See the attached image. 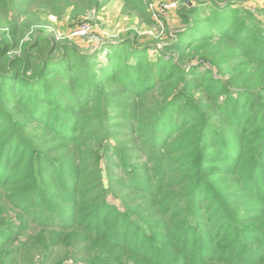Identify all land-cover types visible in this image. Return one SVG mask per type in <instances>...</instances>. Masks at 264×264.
I'll list each match as a JSON object with an SVG mask.
<instances>
[{
    "label": "trees",
    "instance_id": "16d2710c",
    "mask_svg": "<svg viewBox=\"0 0 264 264\" xmlns=\"http://www.w3.org/2000/svg\"><path fill=\"white\" fill-rule=\"evenodd\" d=\"M177 1L163 47L90 53L32 7L75 20L100 0H0V264H264V8ZM122 102L146 151L111 142ZM161 149L175 185L150 179Z\"/></svg>",
    "mask_w": 264,
    "mask_h": 264
},
{
    "label": "rangeland",
    "instance_id": "374dc122",
    "mask_svg": "<svg viewBox=\"0 0 264 264\" xmlns=\"http://www.w3.org/2000/svg\"><path fill=\"white\" fill-rule=\"evenodd\" d=\"M189 1V6H193L192 0ZM100 3L102 4L100 8L75 20L70 15L71 9L67 10L64 15H57L50 9L41 8L39 4L33 5L32 8H34L33 13L38 11L36 14H40L41 19L47 21L46 28L53 34L57 43L67 42L75 45L84 52L90 53H94L110 43L121 41L129 36L135 39L138 44L163 47L167 41L172 40L169 39V35L173 38L176 37L175 32L178 31L182 24L178 15L182 5L177 0H152L149 8L143 12H137L129 6H125L121 0H100ZM240 4L251 10L256 16L262 14L259 13L258 9L264 8V0H241ZM167 27L169 28L168 30ZM105 52L106 51H104V54ZM103 55L101 57H103ZM155 56V53L152 52L151 61L156 60ZM114 89L115 87H109V90ZM117 97H121V99L125 101L126 96L121 95ZM113 99L116 102L120 100L119 98ZM128 100L131 99L126 97L125 102H128ZM92 108H96V105L93 103H89L85 106V118L91 116L92 113H88L87 110L90 111ZM137 108L139 107L137 106ZM110 110L112 112L110 118L112 125L110 129L117 134V137L111 141L112 144L114 146L126 148L136 147L138 151H146L147 147L142 146L143 141L138 138V135L131 133L136 129V125L133 120L128 118V110H130V108H126V105L122 102L118 109L112 108ZM144 110L150 111L151 108H145ZM130 126L132 129H129ZM72 127L77 131L82 127V124L79 125V123H77L72 125ZM34 128L35 127L32 126L26 133L34 134ZM37 132V135H40V130ZM88 137L89 136H87V138ZM40 142H43V139ZM47 145H49V143ZM137 155H140L139 152H137ZM157 155L162 158L159 160L162 167L159 169L156 166L159 170L155 168L154 173L150 172V179L153 180L154 178L156 184L163 179L165 184L175 185L178 181L169 174L171 167L169 165L167 166V161L172 157V154L161 149ZM163 161L165 166H163ZM153 163L156 164V162ZM105 166L106 165H103V168H105ZM159 171L163 174L162 178L159 175ZM225 180L227 181V185H229L230 192L237 193L243 191V188L237 187L233 181H229L228 177H225ZM175 191V189L166 190L168 193ZM109 200L116 205H120V202L116 201L112 196L109 197ZM235 202L237 206H239V203L237 201ZM241 203L243 207L253 206L254 200H246ZM66 264H72V262L69 261Z\"/></svg>",
    "mask_w": 264,
    "mask_h": 264
},
{
    "label": "water",
    "instance_id": "95a60500",
    "mask_svg": "<svg viewBox=\"0 0 264 264\" xmlns=\"http://www.w3.org/2000/svg\"><path fill=\"white\" fill-rule=\"evenodd\" d=\"M185 1H186V3L190 4V1L189 0H185Z\"/></svg>",
    "mask_w": 264,
    "mask_h": 264
}]
</instances>
